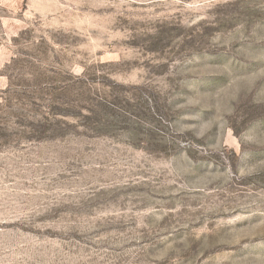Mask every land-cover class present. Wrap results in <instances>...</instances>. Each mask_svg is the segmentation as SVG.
<instances>
[{"label": "rangeland", "instance_id": "rangeland-1", "mask_svg": "<svg viewBox=\"0 0 264 264\" xmlns=\"http://www.w3.org/2000/svg\"><path fill=\"white\" fill-rule=\"evenodd\" d=\"M0 264H264V0H0Z\"/></svg>", "mask_w": 264, "mask_h": 264}]
</instances>
